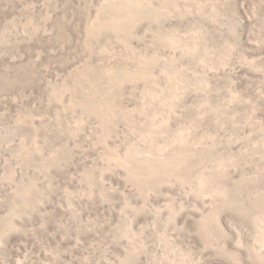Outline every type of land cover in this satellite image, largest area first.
<instances>
[{
	"label": "rangeland",
	"instance_id": "374dc122",
	"mask_svg": "<svg viewBox=\"0 0 264 264\" xmlns=\"http://www.w3.org/2000/svg\"><path fill=\"white\" fill-rule=\"evenodd\" d=\"M0 264H264V0H0Z\"/></svg>",
	"mask_w": 264,
	"mask_h": 264
}]
</instances>
